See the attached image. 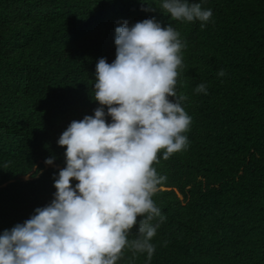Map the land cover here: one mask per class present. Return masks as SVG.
<instances>
[{"label": "trees", "instance_id": "16d2710c", "mask_svg": "<svg viewBox=\"0 0 264 264\" xmlns=\"http://www.w3.org/2000/svg\"><path fill=\"white\" fill-rule=\"evenodd\" d=\"M196 2L213 11L204 28L159 0L156 11L141 0H0V232L53 198L57 140L99 106L96 63L115 59V28L155 16L186 42L176 92L189 143L153 165L166 179L152 197L165 219L151 261L126 247L116 264H264V0Z\"/></svg>", "mask_w": 264, "mask_h": 264}, {"label": "clouds", "instance_id": "9594fccd", "mask_svg": "<svg viewBox=\"0 0 264 264\" xmlns=\"http://www.w3.org/2000/svg\"><path fill=\"white\" fill-rule=\"evenodd\" d=\"M159 3L172 19L198 20L201 28L213 16L196 0ZM153 5L141 0L143 11H156ZM114 43L115 59L96 63L99 106L71 121L57 140L66 146L65 166L54 173L53 198L0 232V264H116L126 247L151 261L152 238L165 219L152 197L166 179L153 165L161 150L167 159L189 143L192 117L181 103L187 97L176 92L186 42L172 24L151 16L124 20ZM195 92L207 94L206 84ZM134 227L139 236L130 240Z\"/></svg>", "mask_w": 264, "mask_h": 264}]
</instances>
